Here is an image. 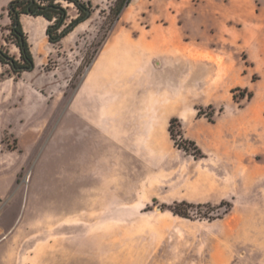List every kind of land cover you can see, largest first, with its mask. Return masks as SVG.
Returning <instances> with one entry per match:
<instances>
[{"label":"rangeland","instance_id":"obj_1","mask_svg":"<svg viewBox=\"0 0 264 264\" xmlns=\"http://www.w3.org/2000/svg\"><path fill=\"white\" fill-rule=\"evenodd\" d=\"M85 1L79 30L34 42L32 71L0 66V264H264V0H132L117 19L116 0ZM119 19L177 20L189 58L223 52L234 74L186 118L142 92L106 108L84 79ZM176 201L203 206L184 217Z\"/></svg>","mask_w":264,"mask_h":264},{"label":"crops","instance_id":"obj_2","mask_svg":"<svg viewBox=\"0 0 264 264\" xmlns=\"http://www.w3.org/2000/svg\"><path fill=\"white\" fill-rule=\"evenodd\" d=\"M10 1L5 0L1 5L3 11ZM1 9L0 23L10 25L8 11L7 15ZM21 21L34 55V42L47 37L49 22L43 16L29 14H22ZM119 21L84 79L86 96L100 97L106 108L116 93L127 91L133 97L142 92L146 97H153L151 104L156 100V106L165 105L167 117L186 118L195 113L196 105L218 98L234 74L229 62L216 63L220 58L225 61L223 52L209 51L213 62L189 58L188 41L182 36L183 24L177 20H170L165 25L140 24L137 31L134 26L119 25ZM227 24L231 26L230 19L225 18L222 25ZM136 103L133 98V108L138 107Z\"/></svg>","mask_w":264,"mask_h":264},{"label":"trees","instance_id":"obj_3","mask_svg":"<svg viewBox=\"0 0 264 264\" xmlns=\"http://www.w3.org/2000/svg\"><path fill=\"white\" fill-rule=\"evenodd\" d=\"M132 0H116L111 8L112 13L117 19L123 9L130 4ZM73 4L78 14L71 17L68 12V6L65 3ZM92 5L85 0H11L8 4V14L10 25L9 34L6 40H10L19 49V57L11 54L4 45H0V65L6 68V71L13 76H21L24 72L32 71L35 68L34 55L28 40V35L21 21L22 14L33 16H43L49 22L46 34L51 44L57 45L72 32L80 23L88 20L92 14ZM248 98L253 96L252 92L245 89ZM237 97V95H235ZM203 109H199L198 114H203ZM180 125L177 117L171 119L170 131L174 134L175 128ZM184 148L188 150L191 146L194 149L196 157L205 156L202 148L195 140L184 139ZM181 145V144H179ZM203 204H195L187 201H176L168 208L177 215L190 217L189 207H202Z\"/></svg>","mask_w":264,"mask_h":264}]
</instances>
